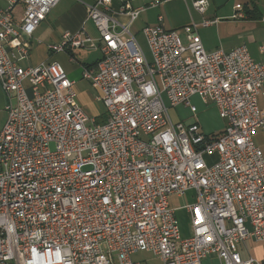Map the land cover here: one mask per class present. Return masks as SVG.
<instances>
[{"label": "built area", "instance_id": "built-area-1", "mask_svg": "<svg viewBox=\"0 0 264 264\" xmlns=\"http://www.w3.org/2000/svg\"><path fill=\"white\" fill-rule=\"evenodd\" d=\"M58 2L7 0L0 8V264H140L137 252L161 264H202L209 254L219 264H264V150L253 138L264 129V59L244 44L208 51L196 23L166 29L161 16L141 30L146 52L130 30L143 6L119 5L129 18L121 24L112 0H92L86 19L97 42L83 29L65 31L48 50L100 49L81 70L103 107L97 121L58 61L18 65ZM191 3L200 13L207 6ZM194 95L217 108L222 131L171 119L179 104L196 114ZM188 191L190 235L182 237L169 196ZM248 240L263 245L261 257Z\"/></svg>", "mask_w": 264, "mask_h": 264}, {"label": "crops", "instance_id": "crops-1", "mask_svg": "<svg viewBox=\"0 0 264 264\" xmlns=\"http://www.w3.org/2000/svg\"><path fill=\"white\" fill-rule=\"evenodd\" d=\"M149 1L112 0L111 7L114 12L111 15L117 22L126 24L129 20L128 15L115 11L119 5H127L130 8L143 6L144 10L140 11L137 18L130 24V30L136 38L138 33L142 35L141 30L144 26L157 25L158 16H161L166 29H180L191 22L196 23L197 33L204 48L208 51L219 48L229 51L235 46L244 44L254 60L264 59V55L259 51V44L264 40V22L261 21V17L264 16V0L262 7L254 0H207L206 9L202 13L192 6L191 0H161L155 6H150ZM91 2L92 0H59L37 26L29 39L31 45L29 56L19 60L18 65L21 68H27L56 60L74 80L75 89L76 84H83V81L90 84L81 77V70L83 66L92 65L100 59L99 48L86 47L55 52L48 50V45L61 41L63 32H75L80 29H83L94 42H97L99 34L92 21L86 19L85 4ZM6 6L7 0H0V8ZM22 9L20 4L14 7L13 15L16 20L21 17ZM202 20H209L212 23L203 26L201 25ZM179 36L184 44L188 42L184 31L180 30ZM81 51L87 52L85 58H82ZM2 102L4 103V98L0 90V111H4L1 106ZM93 117L97 118V116ZM253 138L255 143L264 150V129H259ZM185 211L188 216L186 209ZM249 248L252 250V255L256 252V256L261 257L262 244L252 242Z\"/></svg>", "mask_w": 264, "mask_h": 264}, {"label": "rangeland", "instance_id": "rangeland-1", "mask_svg": "<svg viewBox=\"0 0 264 264\" xmlns=\"http://www.w3.org/2000/svg\"><path fill=\"white\" fill-rule=\"evenodd\" d=\"M256 3L262 7L263 0H254ZM137 39L143 49L147 52V46L144 37L138 33ZM87 52L81 51L82 58L86 57ZM67 73V72H66ZM68 77L70 75L67 73ZM72 79V78H71ZM75 88V87H74ZM76 101L84 110V112L88 116H97L102 110V105L100 102L94 100V97L97 95V91L83 81V84H76ZM262 98H259V103L261 105ZM191 104H194L197 107L196 114H192L189 108L185 107L184 104H179L175 107H171L169 109L170 117L173 121H182L185 123L197 121L199 125L202 127V130L206 134H213L219 131H222L225 127V122L220 118L218 114L217 108L213 104L205 105L202 103L199 96L194 95L189 99ZM3 102L1 106H3ZM6 111H0V125L5 122L6 119ZM102 120L97 118V121ZM207 162L212 161L213 156H205ZM193 200V191H188L182 196H170L169 197V206L174 208L175 217L177 219L180 235L182 237H186L190 235V227H189V217L186 215V211L182 206L186 205L188 202H192ZM249 246L252 245L251 241H247ZM251 250V249H250ZM252 253V250H251ZM256 255V252H254ZM243 258L248 257V255L244 252L241 253ZM132 259L136 262H140L141 264H161L159 258L150 252H137L132 255ZM202 264H219L218 259L215 254H209L205 259H203Z\"/></svg>", "mask_w": 264, "mask_h": 264}, {"label": "trees", "instance_id": "trees-1", "mask_svg": "<svg viewBox=\"0 0 264 264\" xmlns=\"http://www.w3.org/2000/svg\"><path fill=\"white\" fill-rule=\"evenodd\" d=\"M99 119H101V117H98ZM101 121V120H100Z\"/></svg>", "mask_w": 264, "mask_h": 264}]
</instances>
